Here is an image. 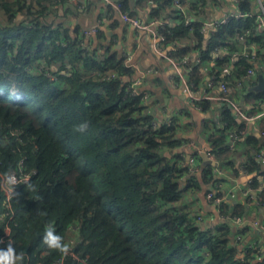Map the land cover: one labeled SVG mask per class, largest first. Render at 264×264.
Listing matches in <instances>:
<instances>
[{"label":"trees","instance_id":"obj_1","mask_svg":"<svg viewBox=\"0 0 264 264\" xmlns=\"http://www.w3.org/2000/svg\"><path fill=\"white\" fill-rule=\"evenodd\" d=\"M65 1L0 0V172L17 169L21 160L25 172L35 171L29 182L17 186L12 201L9 227L15 259H0V264H52L62 255L44 244L46 230L51 227L53 236L63 238L60 243H68L73 225L72 252L86 264H264L253 250L238 259L239 245L232 242L234 232L227 222L202 229L194 223L196 216L175 207L187 190L202 191L211 184L212 168L204 167L200 179L189 175L182 154L173 153L185 141L178 136L179 124L176 119L170 126L157 123L147 114L140 101L143 91L132 94L125 81L132 71L116 52L99 57L66 29L45 20ZM149 1L156 19L176 14L172 0ZM120 2L126 11V2ZM240 3L242 12L252 13L248 0ZM255 27L254 16H249L214 25L208 34L195 21L191 30L165 25L161 33L178 58L194 51L209 59L215 48L227 47L228 54L215 61L218 69L229 62L236 36L248 30L246 44L255 46L254 60L260 65L255 71L264 77V36ZM186 39L189 47L180 46ZM250 60L247 55L234 61L223 78L230 87L253 69L256 61ZM106 72L116 78H107ZM214 72L219 76V70ZM189 78L197 86L202 73L193 66ZM257 102L264 103V92L251 89L245 96L251 112ZM194 104L204 113L214 109L207 100ZM209 123L207 141L211 154L220 159L229 152V132H242L243 127L225 105L219 126L213 122L209 128ZM80 125L86 130L79 131ZM259 130L264 132V117ZM262 149L264 138L245 136L246 173L264 176L256 156ZM256 184L253 179L250 187L256 189ZM259 200L264 203V192ZM251 202L247 198L246 206ZM246 206L223 202L220 212L245 218ZM4 210L0 196V238ZM5 252L0 244V257ZM64 264L76 261L66 255Z\"/></svg>","mask_w":264,"mask_h":264},{"label":"crops","instance_id":"obj_2","mask_svg":"<svg viewBox=\"0 0 264 264\" xmlns=\"http://www.w3.org/2000/svg\"><path fill=\"white\" fill-rule=\"evenodd\" d=\"M106 1L93 0L77 3L65 1L63 4L55 6L52 13L45 20L55 25V27L60 26L66 29L77 41L94 49L97 56L116 52L123 59V64L130 65L129 68L132 73L129 78H125V81H129L130 84L140 82L139 90L146 91L148 94V100L144 104L147 108L146 111L155 118V122L161 123L163 121L167 122L169 119H176L179 124L177 128L178 136L185 141L173 153L182 154L184 166L189 175H195L200 179L204 167L210 166L204 165L201 159V154L205 151L204 143H208L207 138L210 134V130L205 126L207 121L211 122L209 123L211 125L215 122L219 126L222 106H224L220 99L222 94L217 85L209 88L207 84L220 77L214 72V70H218L215 61L221 58L225 52L221 47L214 49L210 53V58L203 59L199 65L196 63L197 58H202L199 52L190 51L185 58L175 57V48L171 44L165 42L164 45L160 46L150 32L136 30L123 24L114 9L106 4ZM113 1L117 2L118 0ZM119 1L123 3L125 1L126 12L142 22L156 19L152 16L155 5L149 0ZM215 1L220 0H203L202 15L195 20L196 22H200L202 25L214 24L215 21L221 20L226 15L242 12L240 3L242 0H226V4L220 3L221 8L219 11L213 6ZM260 1L264 2V0ZM248 2L251 9L257 11V0H248ZM171 18L173 16L169 14L167 17L162 16L158 19H161L169 27L178 26L179 24L173 20L171 21ZM98 19L101 20L98 32L90 38L87 37V32L92 31L95 27L97 28L96 21ZM213 27L214 25L209 28L205 27V34H208L209 29ZM259 34L261 37L264 36V32ZM189 45V39L180 43L182 47H189ZM233 53L237 58L249 55L250 61H256V64L253 63L252 68L255 72L254 82L257 85L258 77H263V75L255 71L256 68L259 69L260 67L258 61L254 60L256 55L255 46L247 45L246 41L237 42ZM262 53L264 54V50ZM193 66L197 67L202 73L199 86L188 83L185 79V77L189 78V70ZM150 70H152V73H149ZM252 86L251 88L246 85L242 87L229 86L231 88V100L235 105L237 100L242 104V107L236 105L240 113L253 116V119L250 122L246 121L231 110L238 124L243 127L242 132L237 131L236 128L229 132L227 140L229 152L223 153L220 159H215L211 154L212 151L208 154L212 156L209 161L217 164L216 167L210 166L213 179L211 184L203 187L202 191L187 190L175 207L194 216L200 215L202 217L200 223L202 229H213L222 222H227L234 232L232 242L239 245L238 259L242 260L245 252L253 250L255 251L256 260L261 262L264 260V203L260 202L259 193L264 188V176L244 173L241 170V164L244 160L242 151L245 136L256 135L260 137L258 134L259 123L264 117V103L257 102L254 112H251L253 107L245 103V96L251 89L253 90ZM258 90L264 92L261 88ZM206 100L214 107L208 113L202 112L201 108L194 104ZM233 135L237 137L234 139ZM198 151L201 152L200 158L196 161L199 171L193 174L189 171L188 160ZM262 165L264 168L263 163ZM235 169L237 170L235 171ZM253 179L257 183L256 189L250 187ZM209 190H214L228 204L238 203L246 206V199L252 200L250 206H246L248 207V213L243 218L244 221L241 225L237 226L232 221L218 219L216 208L205 198V194ZM245 192L249 195L246 196ZM245 228L248 229L242 231ZM70 235L69 240H73L75 243L76 232Z\"/></svg>","mask_w":264,"mask_h":264},{"label":"built area","instance_id":"obj_3","mask_svg":"<svg viewBox=\"0 0 264 264\" xmlns=\"http://www.w3.org/2000/svg\"><path fill=\"white\" fill-rule=\"evenodd\" d=\"M67 1L71 2V3H77L79 1L80 2H90L93 0H67ZM257 2H258L257 11H252V13L251 12H238V13L226 15L221 20L215 21L214 24L210 23L208 25L207 24L203 25V29L205 30V27L209 28L213 25H225L231 19L241 20V19H245L249 16H254V23L256 26L255 31L257 33H263L264 32V2H261L260 0H257ZM106 4L110 5L114 9V11L117 13L120 21L123 24L130 26L131 28L136 29V30L150 32L153 35L154 40L158 43V45H160V46L164 45V43L166 42V38L161 33V29L165 26V24L163 23V21L161 19H151L148 22H142L139 19L132 17L128 12L124 11L122 9V4L119 0L117 2L113 1V0H107ZM172 6H173V9L176 12V14H174L173 18H171L170 20L175 21L179 25L182 24L184 27L188 28L189 30H191L192 23L202 15V11L204 8V5L201 2H199V0H172ZM82 7H83V5L81 6V8ZM96 22H97V28L95 27L92 31L87 32L86 33L87 37L90 38L92 35H96V33L98 32V26L101 24V20L98 19ZM248 35H249L248 30H245L241 34L236 36L235 41L236 42L246 41L245 38ZM60 45L63 46V43H60ZM80 46L83 48L88 47V46H84L82 44V42H81ZM221 48L223 49L225 54L221 58H219L220 60H222L228 54L227 47H221ZM215 49H217V48H215ZM236 60H237V57H235V53H232L229 56V62L218 68L219 76H220L219 79L209 82L207 84V86L209 88H212V87L217 85V88L221 91V94H222L220 99H221V102L223 103V105H227V107H229L232 111H234L236 115H238V116L240 115L241 118L250 122V120L253 119L252 118L253 116H248L246 114L240 113L237 106L231 100V97H230L231 88L229 87L228 83L223 79L224 77H228L230 75V70L233 68L234 61H236ZM196 63L198 65L201 64L202 58L201 57L197 58ZM124 65L126 67H130V65H127V64H124ZM149 73H152V70H150ZM254 73L255 72L253 69L247 70L245 76L242 79V82L236 81L235 86L242 87L243 85L244 86L246 85L247 87L251 88V86L254 82ZM96 75L99 76L100 74H96ZM105 76L107 78H112V79L116 78V74L114 72H106ZM53 79H55V78L53 77ZM139 85H140V82L137 81V82H135L129 86V88L132 90L133 95H140L139 93L141 91L138 88ZM147 98H148L147 92H143L140 95L141 103L145 104L148 100ZM147 114H148V112H147ZM172 123H173V119H169L166 122L167 126H170ZM154 125H155V123H154ZM258 134L260 137L264 138V132L263 131L259 130ZM233 137L235 139L237 136L233 135ZM200 154H201V152L198 151V153H195V155L193 157H189V160H188L189 171L193 174L194 173L196 174L199 171V167H198L196 161L200 158ZM208 156H209V159H212V156H210V155H208ZM256 156H257L258 160L264 164V149H262L259 152V154ZM22 161L23 160H21L19 162L17 169L10 170L5 174H2L0 172V192L2 194L3 206L5 208L3 214L1 215V220L2 221L4 220L5 225H4L3 235L0 238V244L6 247L5 257H7L9 255V249L11 248L12 256L10 258V261L15 259V256H14L13 250H12V241L10 239V227H9V223L12 220V215H13L12 201L15 197L17 186L19 184H26L27 182H29L31 176L33 174H35V171L25 172L23 169ZM241 170L244 173H246V170H245L243 164H241ZM262 192H264V188H263ZM244 194L246 196L249 195L247 192H245ZM205 198L207 201H209L216 208L218 219L232 221L237 226L241 225L243 223L244 219L241 217L232 216L230 218L228 216H224L223 214H221L220 207L224 201L220 195H217L215 193L214 190H209L208 192H206ZM201 222H202V217L200 215H197L194 219V223L198 227H200ZM255 226H257V224H255ZM69 231H71V233L77 232V227L76 226H70ZM73 245H74V243H73V241H71L70 242V250H69L67 256L74 258V260L76 261V264H86L85 259L78 258L72 252ZM64 258H65V256L62 255L60 258L55 260L52 264H64ZM6 261L9 262V260H6Z\"/></svg>","mask_w":264,"mask_h":264},{"label":"clouds","instance_id":"obj_4","mask_svg":"<svg viewBox=\"0 0 264 264\" xmlns=\"http://www.w3.org/2000/svg\"><path fill=\"white\" fill-rule=\"evenodd\" d=\"M86 125H80L79 131L83 132L86 130ZM53 229L49 227L44 235L43 242L45 245L48 246L49 249L56 250L61 255L66 256L70 250V243H60L63 238L61 236H53ZM12 256L11 248L9 249V255L7 257H0V259L9 260Z\"/></svg>","mask_w":264,"mask_h":264},{"label":"water","instance_id":"obj_5","mask_svg":"<svg viewBox=\"0 0 264 264\" xmlns=\"http://www.w3.org/2000/svg\"><path fill=\"white\" fill-rule=\"evenodd\" d=\"M258 81L260 83L261 89H264V80H263V77L259 76L258 77ZM204 144H205V151H203V153L201 154V159H202L203 164L204 165H210V166L216 167V165H217L216 163L209 161L208 154L211 152V149L209 147V144L206 143V142ZM26 252H27V249L24 250V254H26Z\"/></svg>","mask_w":264,"mask_h":264},{"label":"rangeland","instance_id":"obj_6","mask_svg":"<svg viewBox=\"0 0 264 264\" xmlns=\"http://www.w3.org/2000/svg\"><path fill=\"white\" fill-rule=\"evenodd\" d=\"M226 2H227L226 0L215 1V3L213 4V6H214V8H215L217 11H219L220 8H221L220 3L226 4ZM185 79H187L188 83H194V81H192L190 78L185 77ZM194 84H197V83H194ZM197 86H199V85H197ZM252 88H253V90H258V89L261 88V87H260V85H255V86H252ZM235 103H236L237 106L242 107V104H241L238 100L235 101ZM209 127L212 128V125L209 124ZM239 193H240V192H239ZM240 194H241V193H240ZM0 196H1V198H2V194H1V192H0ZM2 203H3V199H2ZM73 226H74V225H73ZM70 233H71V231H70ZM70 238H71V236H70ZM67 241H68V243H70V242L73 241V240H69V238H68ZM73 243H74V241H73Z\"/></svg>","mask_w":264,"mask_h":264}]
</instances>
